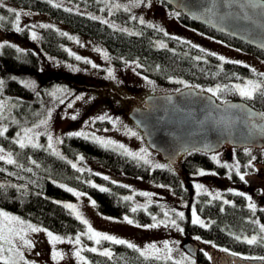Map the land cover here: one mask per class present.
<instances>
[{
	"label": "rangeland",
	"instance_id": "1",
	"mask_svg": "<svg viewBox=\"0 0 264 264\" xmlns=\"http://www.w3.org/2000/svg\"><path fill=\"white\" fill-rule=\"evenodd\" d=\"M52 2L90 16L100 17L102 20H107L113 27L133 30L129 25L112 17L113 12L125 10L123 6L126 5L132 17H137L136 20L138 21L143 18L145 23L155 25L168 34L186 39L193 44L210 50L219 57L223 56L224 60L239 61L264 72V57L235 47L218 37L183 23L179 15H176L180 11L162 0H145L144 3L136 6L133 5V0H95L99 6L97 10L88 7V4H84L88 3V0H52ZM3 3L7 9L15 8L21 13L19 26L22 31H16L15 14L12 13L10 28L1 27L0 23V43L15 45L16 49L23 50L19 51L22 53L31 48L37 54L40 63L34 73H20L17 76L20 82L24 80L34 82V87L30 88L38 98V105L34 107H32L31 101H26L21 97H15L5 92V81L0 76V80L3 81V85L0 86V104L4 106L0 109V128H7L8 130L9 127L14 125L15 140L18 139L17 133H20L22 138L24 130L32 128L33 132L29 135L32 136L33 143L42 145L55 154L59 153L57 154L59 156H66L63 149L65 136H68L69 133L83 131L88 134L87 138L90 139L94 134L102 139L114 141L115 143L108 147L120 152L125 153L124 149L118 148L119 144H123L126 149L132 152H141V149H145L146 152H141V155L151 161V163H147L150 168H154L157 164L167 165L169 163L148 146L141 129L129 117L128 110L133 105L139 104L140 100L149 94L172 91L187 85L188 83L183 78L176 77L167 84H156L151 77L140 71L138 62L135 59L117 58L102 42L72 29L48 13L20 6L10 0H3ZM115 4L122 7L115 8L113 7ZM40 25H50L63 35L66 33L65 36L69 39L65 46L66 56L52 54L42 48L41 38L44 27H40ZM26 31L27 37L23 35ZM33 31L37 34L36 39L31 36ZM155 43L157 45H168L163 39H155ZM105 53H107V58H105ZM77 57H80V59H77ZM249 79L255 80L250 77H243L233 83L234 85L244 84ZM180 81L184 83H180ZM197 88L207 91L208 88L215 87ZM76 97L81 98L76 99ZM25 101L26 104L23 106ZM69 104H71V107H68ZM49 113H51L50 116ZM99 116L108 118L104 120L96 119ZM72 117H75V119ZM45 119L47 120L46 125L35 127L40 120ZM129 129L136 132L137 135L132 136ZM36 133H39V135H36ZM48 135L53 138L52 148L48 147ZM225 147L216 156L219 161H223L227 169V175L219 174L215 169L201 167L196 169L187 176L186 183L183 184L189 192L187 196L177 192L173 186L155 181L150 177L123 173L112 174L110 171L97 168L98 162L95 160H87L84 157L81 160V156L73 159L66 157L76 166L91 167L94 171H104V173L112 175L115 179L127 184L130 191L126 197H132L130 200L133 201L134 206L148 209L150 206L155 205V215L153 216L155 220L152 218L147 223L139 222L131 215L113 216L104 214L98 210L96 202L93 205L92 201L95 200L92 196L73 186L68 187L74 189V198L58 200L64 205L68 203L77 205V209L89 221L95 231L126 240L135 244L139 249H144L152 243L163 249L164 242H168L169 247L172 248V259L170 260L180 261L181 264H193V261L195 264H209V259L208 261L199 260L189 254L183 247V243L190 240L199 243L203 253H208L210 250L218 254L223 253V247L202 238L198 240L196 237L199 236L187 233L184 229V220L189 219L192 221L193 219V209L207 223V220L200 214L196 206L200 196L206 194L210 200L218 197L227 201L230 200L229 194L243 193L246 196L248 205L252 203L255 205V209H264V182L262 181V178H264V146L241 147V150L249 153L246 161L237 158L239 147L238 150L228 146ZM0 149H3V153L0 154L11 152L12 158L15 159L14 153L9 148L0 144ZM141 161L145 162V160ZM201 169L205 174H199ZM232 170L235 171L236 178L232 175ZM252 174H255L258 179L254 180L247 176ZM241 175L244 176L243 180L240 179ZM0 182L4 181L0 179ZM197 184L202 187L197 189ZM75 192L83 195L76 196ZM141 193H148L149 195L145 196ZM248 197H251V200ZM0 210L17 215L40 228H46L10 210L1 207ZM70 211L73 213L72 210ZM179 212L184 213L182 219L177 215ZM165 213H167V216H165ZM126 216L132 223L124 219ZM160 220H164L165 224H160L157 227H146ZM171 220H175L178 227L172 225ZM261 224H264V221L257 220L256 229L252 233L245 234L244 237L257 236V241L264 244V239H262L264 233L260 229ZM84 228V232H86L87 225H84ZM180 229H183V231ZM48 230L64 237V240L53 246L45 232H29L27 238L32 240L34 246L31 248L22 246L24 260L20 264L25 262L37 264H89L84 255L85 249L96 247L97 252H103L105 249L110 250L109 246L97 245L94 240L85 242L82 237L81 243L77 245L74 242L76 235L65 236ZM69 237L72 238L71 242L68 239ZM54 249L63 254L62 259L54 260L52 258ZM77 249L80 250V255L84 257V260L76 256ZM164 251L166 252V250ZM237 254L249 258L255 256Z\"/></svg>",
	"mask_w": 264,
	"mask_h": 264
},
{
	"label": "trees",
	"instance_id": "2",
	"mask_svg": "<svg viewBox=\"0 0 264 264\" xmlns=\"http://www.w3.org/2000/svg\"><path fill=\"white\" fill-rule=\"evenodd\" d=\"M10 1L48 13L72 29L97 39L117 58L135 59L140 71L151 77L156 84H167L172 79L181 77L188 83L187 85L193 84L196 87L216 88L219 85L221 92L216 94L218 99L242 98L264 112V97L257 94L255 99H245L238 94L233 83L243 77L264 81V77L259 75L264 73L263 71L247 64L230 62L233 60H220L216 53L212 55L214 52L186 39L168 33L166 35V32L160 31L157 26L150 27L148 23L141 24L138 20L132 19L129 11L118 10L112 13L114 19L133 29L122 31L125 28L113 27L109 23L105 24L102 19H92L93 16L75 10L68 11V8L63 6L55 7V3H49L48 0ZM84 4L96 10L99 9L95 0H88V3ZM0 16L5 17L3 21H0L1 27L10 28L12 13L6 6H0ZM179 18L187 25L218 37L235 47L264 57V51L215 31L181 12ZM23 35L27 37V31ZM155 39H163L168 45L161 47L155 43ZM68 42L67 36L54 27L42 29L41 46L45 51L66 56L65 46ZM4 45L0 48V76L5 81V92L31 101L32 107L37 106V95L17 77L20 73L30 74L38 69L40 62L37 54L31 48L22 53L10 43ZM252 69L256 71L253 72ZM14 128L15 126L12 125L5 134L0 135V144L12 150L16 160V164H8L0 160V179L4 181L0 184L5 185L4 188H0V207L65 236L78 235L85 231L82 221L58 200L74 198V192H69L68 186H73L92 196L98 210L104 214L131 215L142 223L150 222L155 215V205L148 209L134 206L132 200L124 199L130 191L127 184L101 170L110 171L112 174L123 173L150 177L155 181L173 186L177 192L185 196L189 192L183 184L186 183L187 176L196 169L200 167L215 169L217 173L227 175L223 161L217 163L212 159L221 150L210 154L197 150L183 151L175 165L168 163L166 168H150L147 163L137 158L105 147L84 136H65L63 141L65 157L53 153L42 145L34 147L27 144L26 147L21 148L15 142ZM77 156L97 161L99 166L97 163L96 167L101 170L94 171L91 167H72L73 164L67 158L73 159ZM248 157L249 153L245 150L240 148L237 151L239 160L246 161ZM33 160L35 164L32 163ZM232 171V175L236 178L235 171ZM247 176L254 180L258 179L255 174ZM262 181L264 182V178ZM102 189H108V191H102ZM228 196L230 199L227 200L228 203L218 197L210 200L206 194L200 196L196 206L210 226L194 225L191 220L185 219L183 223L185 231L212 241L230 252L264 256V244L261 241L248 244L244 237L245 234L252 233L256 229L257 220L264 221V209H250L244 194L234 193ZM133 208H136L135 212L132 211ZM81 237L85 242L91 241L86 235H81ZM100 244L106 245L105 247L109 246L112 255L106 257L101 254L102 252H91L85 249L84 255L89 264H176L177 262L156 259L153 256H141L139 251L129 248L127 244H116L106 240H101ZM198 258L206 261L203 254H200ZM23 264L37 263L25 262Z\"/></svg>",
	"mask_w": 264,
	"mask_h": 264
},
{
	"label": "water",
	"instance_id": "3",
	"mask_svg": "<svg viewBox=\"0 0 264 264\" xmlns=\"http://www.w3.org/2000/svg\"><path fill=\"white\" fill-rule=\"evenodd\" d=\"M162 1L194 21L264 51V5L252 7L248 0ZM254 113L264 112L242 98L220 100L193 84L149 94L128 110L148 146L171 165L183 151L210 154L225 146H264V133L256 127L264 119ZM183 247L196 256L198 243L187 240Z\"/></svg>",
	"mask_w": 264,
	"mask_h": 264
},
{
	"label": "snow or ice",
	"instance_id": "4",
	"mask_svg": "<svg viewBox=\"0 0 264 264\" xmlns=\"http://www.w3.org/2000/svg\"><path fill=\"white\" fill-rule=\"evenodd\" d=\"M49 3H52V0H48ZM145 0H133V5H139L141 3H144ZM249 4L252 5V7H261V5H264V0H248ZM0 6H5L3 3V0H0ZM55 7H61L60 4H55ZM113 7L115 8H120L122 7L119 4H115L113 5ZM125 8V11H128L129 8L128 6H123ZM68 11H71L72 9H67ZM9 12L14 13L15 14V24H16V31H22V29L19 26V21H20V16L21 13L18 12L15 8H9L8 9ZM176 15H179L178 13ZM5 19L4 16H0V21H3ZM92 19H100V17L97 16H93ZM132 19H137V17L133 16ZM105 24L108 23L107 20L103 21ZM139 22L141 24H144L145 21L143 18L139 19ZM150 27H156L155 25H149ZM40 27H50V25H40ZM122 31H126V29H122ZM160 31H163V29H160ZM167 35V33H165ZM66 35V33H65ZM31 36L33 39H36L37 34L35 31H33L31 33ZM7 43V42H5ZM5 45L4 43H0V48H3ZM12 47H15V45H11ZM161 47H164L165 45L161 44ZM264 46V45H262ZM18 51H23L22 49H18ZM99 51V49H98ZM203 51V50H202ZM212 55H215V53H213ZM105 58H107V53H105ZM77 59H80V57H77ZM196 59H200V57H196ZM220 60H224L225 58L223 56L219 57ZM233 63H240L239 61H230ZM253 72H255V69H252ZM260 76L264 77V73H260ZM26 87L28 88H33L34 87V82L29 81V80H24L21 81ZM180 83H184L183 81H180ZM3 85V81L0 80V86ZM235 90L238 92V94L245 98V99H255L256 95L259 94L261 97H264V81H257V80H252L249 79L247 80L244 84H237L234 86ZM208 92L213 93L214 95L219 94L221 92V87L218 85L216 88H208L207 89ZM53 95L55 93H52ZM81 97H76V99H80ZM61 103H63V101H61ZM4 106L2 104H0V109H2ZM68 107H71V104L68 105ZM233 107H237V105H233ZM51 115V113H49V116ZM253 115H258L259 117H261L262 119H264V113H254ZM73 119H75V117H72ZM108 117L106 116H99L96 119L99 120H104ZM47 124V120H40L39 124L36 125L35 127H39V125H46ZM257 128L260 129L261 133H264V123L261 124H257L256 125ZM7 131V128H0V135H3L5 132ZM130 133L132 136H136L137 133L134 131H131L129 129ZM33 129L32 128H27L24 130V136L21 138L20 137V133H17V137L18 139L15 141L17 144H19V146L21 148H24L27 146V144H32V146L34 147H40L39 144H35L33 143V138L32 136L29 135V133H32ZM36 135H39V133H36ZM68 135L70 136H84V137H88V134L83 132V131H79V132H74V133H69ZM52 136L48 135V147L52 148ZM92 139H94L96 142L100 143L101 145L108 147L109 145L114 144V141L111 140H105L102 139L99 136H95L94 134L92 135ZM58 142H62V141H58ZM118 148L120 149H124L125 154L128 156H131L133 158H139L141 160H145L146 163H151L150 160H147L145 156L141 155V152H146L145 149H141V152H132L129 151L128 149L125 148V146L123 144H119ZM53 151H55V149H53ZM0 153H3V149H0ZM59 154V153H57ZM81 160H83V156L80 157ZM212 159L214 161H216L217 163H219V159L217 158V156H213ZM0 160L6 161L8 164H16V160L12 158V153L9 152L7 154H0ZM33 164H35L36 162L33 160L32 161ZM72 167H76L75 164L72 165ZM155 167L157 168H166L168 167V165H164V164H157L155 165ZM81 171H83V169H80ZM28 171H31V169H28ZM199 174L203 175L205 174L204 171L201 169L199 170ZM105 179H108V177H105ZM240 179L243 180L244 176L241 175ZM113 183H115V181H113ZM5 185L4 184H0V188H4ZM13 187H15V185H13ZM61 187H65L64 185H61ZM161 187H163V185H161ZM202 186L197 184L196 188L200 189ZM69 192H74V189L72 188H68L67 189ZM102 191H108V189H102ZM142 195L148 196V193H141ZM76 196H80L83 195L82 193L79 192H75ZM211 195V194H210ZM240 195H243V193H240ZM124 199L126 200H130L132 199V197H124ZM249 200H251V197H248ZM225 203H228V201H224ZM57 203H59L57 201ZM93 205H95V201H92ZM64 207L70 209L73 211V213L76 215V217L78 219H80L82 221V223L84 225H87V231L81 234H78L75 236L74 238V242L79 245L81 243V235H86L88 237L89 240H94L95 243L97 245L100 244L101 240H106V241H112L116 244H127V246L129 248H134L137 251L140 252L141 256H145V257H151L154 256L156 259H165V260H170L172 259L171 253H172V248L169 247L168 242H164V246L163 249L159 248L155 243L149 244L147 245L146 248L144 249H139L137 248V246L135 244L129 243L126 240H122V239H117L115 236L112 235H107V234H103L100 233L98 231H95L92 227V225L89 223V221L87 219H85L83 217V215L80 213V211L77 209V205L72 204V203H68L65 204ZM248 207L250 209H255V205L252 203H249ZM133 212L136 211V208L132 209ZM177 215L182 219L184 217V213L183 212H179L177 213ZM165 216H167V213H165ZM192 223L194 225H200L203 227H209L210 225L205 223L204 220H202L200 218L199 215H197L196 210L193 209L192 211ZM111 219V218H109ZM125 220H127L129 223H132L131 220H128V217L126 216L124 218ZM153 220H155V217H153ZM160 224H165L164 220H160L157 223H153L150 225H147L146 227H157ZM171 224L174 226L176 225V221L175 220H171ZM260 229L261 232L264 233V224L260 225ZM181 231H183V229H180ZM43 231L47 234V236L49 237L51 243L53 244V246H55V244L57 242H62L64 240V237H61L59 235L54 234L53 232L49 231L46 228H40L37 225H34L28 221H25L23 219H21V217L17 216V215H13L10 214L6 211L0 210V262H3V264H20L21 261L24 260V256H23V252L21 250L22 246H27L29 248L33 247V242L31 239H28V233L32 232H40ZM69 241L71 242L72 238L69 237L68 238ZM196 239H200V237H196ZM237 239H240V237H237ZM262 239H264V237H262ZM245 240L248 244H255L257 243V236H252L251 238H247L245 237ZM208 243V242H206ZM91 252H97V248L96 247H91L90 249H88ZM166 250V252L164 251ZM223 251L227 252L228 249H223ZM103 256H111L112 253L110 250L105 249L103 250V252L101 253ZM205 256L208 257L209 260L212 259V257L210 255H208V253H204ZM232 255H237L236 253H232ZM76 256L79 257L81 260H84V257H82L80 255V250L77 249L76 250ZM52 258L54 260H59L63 258V254L59 251H56L55 249L53 250L52 253ZM253 259H260V260H264V256L262 257H253ZM176 264H181L180 261H177ZM193 264H195V262L193 261Z\"/></svg>",
	"mask_w": 264,
	"mask_h": 264
},
{
	"label": "flooded vegetation",
	"instance_id": "5",
	"mask_svg": "<svg viewBox=\"0 0 264 264\" xmlns=\"http://www.w3.org/2000/svg\"><path fill=\"white\" fill-rule=\"evenodd\" d=\"M229 148L236 149L235 146H230ZM238 148V147H237ZM209 255L212 257L209 260V264H264V260L253 259L249 257H241L239 254L232 255L234 252L223 251V253L218 254L214 253L212 250L208 251ZM200 254H203L204 258L208 261L207 256L200 249V245L198 243V250L196 254V258L200 257ZM254 257H262V256H254ZM199 259V258H198Z\"/></svg>",
	"mask_w": 264,
	"mask_h": 264
}]
</instances>
